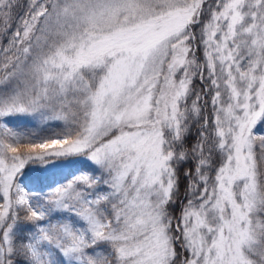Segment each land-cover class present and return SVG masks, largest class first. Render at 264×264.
<instances>
[{
    "label": "snow or ice",
    "instance_id": "6c2138e0",
    "mask_svg": "<svg viewBox=\"0 0 264 264\" xmlns=\"http://www.w3.org/2000/svg\"><path fill=\"white\" fill-rule=\"evenodd\" d=\"M0 264H264V0H0Z\"/></svg>",
    "mask_w": 264,
    "mask_h": 264
}]
</instances>
